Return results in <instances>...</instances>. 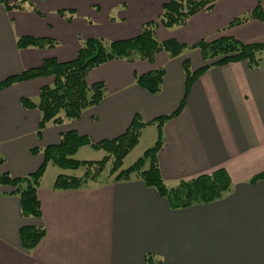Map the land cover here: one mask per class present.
<instances>
[{
	"label": "crops",
	"instance_id": "0c3cea01",
	"mask_svg": "<svg viewBox=\"0 0 264 264\" xmlns=\"http://www.w3.org/2000/svg\"><path fill=\"white\" fill-rule=\"evenodd\" d=\"M26 1L25 9L7 10L0 4V82L40 67L47 58L75 60L82 39L134 38L145 23L158 21L169 0ZM258 5L264 12V0H217L211 10L194 14L183 25H158L159 41L175 39L188 48L176 57L161 51L154 62L117 59L91 69L87 82L105 83L103 99L78 119L48 122L41 135L40 110L26 107L22 98L37 102L40 89L53 85L55 78L37 77L0 91L1 169L12 176L38 170L43 150L60 143L64 132L74 130L94 141L116 138L136 115L150 122L172 114L185 99L180 113L162 127L157 162L165 183L173 187L219 168L233 181L217 201L172 209L137 174L128 180L106 178L78 189H54L56 179L43 183L54 165L49 163L38 187L41 217L23 216L20 196L0 185V264H150L149 256L160 264H264V177L251 181L264 173V53L254 68L245 61L210 67L187 95L183 66L187 58L193 70L205 64L201 51L192 47L203 39L264 42L262 20L230 26ZM61 9L76 13L67 20L58 13ZM23 36L52 38L58 44L20 48L17 40ZM159 68L165 71L162 87L152 94L136 76ZM146 131L155 144L157 123L142 129L140 141ZM58 168L57 177L73 175ZM23 226L46 230L30 252L22 247Z\"/></svg>",
	"mask_w": 264,
	"mask_h": 264
},
{
	"label": "trees",
	"instance_id": "16d2710c",
	"mask_svg": "<svg viewBox=\"0 0 264 264\" xmlns=\"http://www.w3.org/2000/svg\"><path fill=\"white\" fill-rule=\"evenodd\" d=\"M217 0H169L163 5V12L158 21L147 22L143 25L140 34L134 38L124 40H106L102 38H89L80 41V49L75 60L60 62L55 58L44 59L38 68L25 70L19 74L11 75L0 82V91L14 83L30 80L37 77L53 76V85H45L40 89L37 102L30 98H22V103L28 108H38L41 112L38 134L47 126V123H63L65 119H78L87 107L98 104L105 95V83L95 82L88 84V72L111 60L125 59L130 62L146 60L154 62L161 51L171 57L180 55L186 45L175 39L159 41L155 35L158 25L166 28L185 24L188 19L201 11L211 10ZM26 0L10 2L0 0V4L7 10L25 9ZM58 13L71 20L76 11L73 9H61ZM251 18L264 21V12L258 5L249 15L236 18L230 26L241 24ZM20 48L37 47L52 48L58 42L52 38L23 36L18 38ZM198 48L205 60V64L192 69L191 61H184L186 81V95L190 92L195 81L210 67L224 65L232 62H247L250 68L259 66L263 60L264 42L245 43L233 37L221 36L214 40L203 39L192 46ZM165 71L162 68L137 75V83L152 94L161 90ZM185 104L183 100L180 107L169 115L160 116L150 122H143L139 115L133 119L127 131L112 139L94 141L87 135H81L77 131H67L61 134L58 144L49 145L44 150V161L33 173L23 177H15L6 171H2L1 165L4 158L0 157V185L10 186L14 194H18L21 200L23 216L41 217V205L38 197V187L49 163L64 168L78 169L85 167L83 176L60 174L55 180L54 189L68 190L90 186V183H100L101 175L106 171L108 163L113 160L112 168L108 172V179L113 181L128 180L133 174L140 176L143 181L169 203L172 209H181L195 204L210 203L223 198L233 187V181L224 168H219L209 174H201L195 178L181 180L177 185L168 187L165 183L158 162L157 153L163 145L162 127L173 116L180 113ZM152 123H157L159 135L153 147L147 149L133 165L122 169L125 157L139 143L142 129ZM85 145L101 149L106 155L101 160H77L74 155ZM34 152L39 151L34 149ZM149 162V168L145 164ZM264 177V173L254 177L256 181ZM21 243L25 251H32L45 237L46 230L43 227L23 226L20 230ZM150 264H160L148 257Z\"/></svg>",
	"mask_w": 264,
	"mask_h": 264
},
{
	"label": "rangeland",
	"instance_id": "374dc122",
	"mask_svg": "<svg viewBox=\"0 0 264 264\" xmlns=\"http://www.w3.org/2000/svg\"><path fill=\"white\" fill-rule=\"evenodd\" d=\"M151 131H146V133L143 135L140 143L133 148V150L125 157L122 165V169H126L133 165L140 157H142L145 153V151L151 147L154 146L153 140L151 138ZM106 155V152L101 149H96L91 147L90 145L82 146L77 153L74 155V158L77 160H101ZM112 162L111 160L106 168V171L102 173L101 179L108 178V172L110 168H112ZM51 167L48 168L46 175L44 177L43 183L45 185L51 184L54 179H56L58 172L60 171L58 167L55 165H50ZM148 165L145 166L147 168ZM64 169V168H62ZM86 171L85 167H80L78 169H68V170H61V172L70 173L76 176H83ZM94 183H90V185H93Z\"/></svg>",
	"mask_w": 264,
	"mask_h": 264
}]
</instances>
